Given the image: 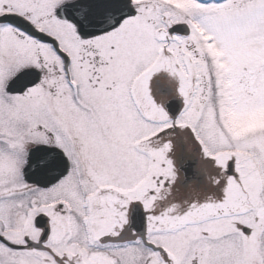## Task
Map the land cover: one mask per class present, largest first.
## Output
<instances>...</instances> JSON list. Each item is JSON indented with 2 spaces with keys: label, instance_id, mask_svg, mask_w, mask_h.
I'll use <instances>...</instances> for the list:
<instances>
[{
  "label": "snow or ice",
  "instance_id": "obj_1",
  "mask_svg": "<svg viewBox=\"0 0 264 264\" xmlns=\"http://www.w3.org/2000/svg\"><path fill=\"white\" fill-rule=\"evenodd\" d=\"M0 264H264V0H0Z\"/></svg>",
  "mask_w": 264,
  "mask_h": 264
}]
</instances>
